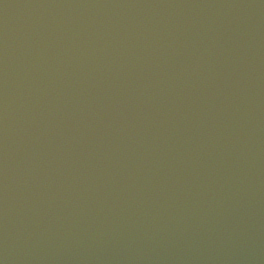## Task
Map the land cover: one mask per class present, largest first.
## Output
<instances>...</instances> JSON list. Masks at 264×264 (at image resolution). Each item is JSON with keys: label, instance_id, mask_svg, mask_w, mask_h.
<instances>
[{"label": "water", "instance_id": "water-1", "mask_svg": "<svg viewBox=\"0 0 264 264\" xmlns=\"http://www.w3.org/2000/svg\"><path fill=\"white\" fill-rule=\"evenodd\" d=\"M0 264H264V0H0Z\"/></svg>", "mask_w": 264, "mask_h": 264}]
</instances>
